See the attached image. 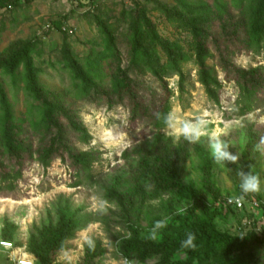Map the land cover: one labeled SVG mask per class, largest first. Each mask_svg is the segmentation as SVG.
Listing matches in <instances>:
<instances>
[{"label":"rangeland","instance_id":"1","mask_svg":"<svg viewBox=\"0 0 264 264\" xmlns=\"http://www.w3.org/2000/svg\"><path fill=\"white\" fill-rule=\"evenodd\" d=\"M262 1L0 0V264H14L4 241L34 264H188L181 242L209 218L225 237L202 264H264V91L242 113L225 79L264 68ZM202 68L222 83L219 104ZM169 96V112L206 116L260 177L243 209L227 201L237 165L216 164L207 137H164Z\"/></svg>","mask_w":264,"mask_h":264},{"label":"trees","instance_id":"2","mask_svg":"<svg viewBox=\"0 0 264 264\" xmlns=\"http://www.w3.org/2000/svg\"><path fill=\"white\" fill-rule=\"evenodd\" d=\"M7 7H12V4L9 3ZM259 16H264V0L262 1V8L259 10ZM258 29H255V33H258ZM199 61L201 63L204 62L207 56V42H203L199 40ZM171 73V72H170ZM180 77L179 81V90H180V100H183V96L185 93V82L186 76L181 70H176V72H172ZM226 80H235L237 83V87L239 89L238 99L239 103H241V110L243 112L251 111L254 108V104L256 101V95L260 91H264V68L256 67L251 68L250 70L240 69L238 70L235 76H226ZM199 81L205 87L206 93L211 101L216 104L220 103V97L218 94V89L222 87V83L217 79V75L213 73V71H208L204 68L199 72ZM132 84L128 79L123 81V90L129 91L131 94H134V89L132 88ZM170 94V92L168 91ZM169 100L170 96L165 100V102L161 105L159 109L160 116H165L169 111ZM136 108H140L141 105L135 101L134 103ZM144 108V107H143ZM76 129L86 132L79 124L74 125ZM86 134V133H85ZM50 153V152H49ZM48 153V154H49ZM246 204V203H245ZM213 220L211 218L208 219L206 223L197 226L196 228L191 229V232L195 234L196 240L194 243L196 244L195 249H188V264H202L203 250L205 249L207 253L211 241H218L219 238H224L223 234L218 232L212 224ZM231 242H233V238H230ZM61 240V235H55L53 238V247L56 246ZM135 248L134 243H130L127 246L128 250H133ZM262 260L264 261V251ZM46 264H50L49 259L45 260Z\"/></svg>","mask_w":264,"mask_h":264},{"label":"clouds","instance_id":"3","mask_svg":"<svg viewBox=\"0 0 264 264\" xmlns=\"http://www.w3.org/2000/svg\"><path fill=\"white\" fill-rule=\"evenodd\" d=\"M159 118V114H157ZM164 128L162 133L164 137L178 140L181 137L189 143H198L202 137H207L209 147L212 152L213 161L216 164H236V177L239 179L240 195L230 197L228 203L240 204L248 194H255L261 191V180L257 174H254L250 168L248 171H244L243 166L239 163L241 155L236 152L233 154L229 148L227 142H225L221 136L226 134L216 130L209 131V121L206 116L200 115L194 119H180L177 113L173 110L167 113L163 118ZM231 127L230 123L225 124V130ZM152 140L151 137H149ZM264 145V137H260L259 143L256 145V150H260V146ZM180 212H183L181 209ZM166 227L165 220H158L155 222L153 229L149 233L148 238L155 240L159 229ZM244 238L243 235L240 236ZM87 242L92 246V241L87 239ZM196 236L192 232L186 234V239L181 242L182 248L195 249L196 244L194 241Z\"/></svg>","mask_w":264,"mask_h":264},{"label":"built area","instance_id":"4","mask_svg":"<svg viewBox=\"0 0 264 264\" xmlns=\"http://www.w3.org/2000/svg\"><path fill=\"white\" fill-rule=\"evenodd\" d=\"M229 204L234 205L238 209H243L245 207L244 200L240 204H236V203H229ZM255 205H257V204L255 203ZM1 245H2V248H4L5 250H8L10 252H15V254H14L15 256L12 259V261H14V264H34L33 260H31L30 257L26 258V257L18 256L19 255L18 250L15 248V246L12 242L4 241V242H1Z\"/></svg>","mask_w":264,"mask_h":264}]
</instances>
